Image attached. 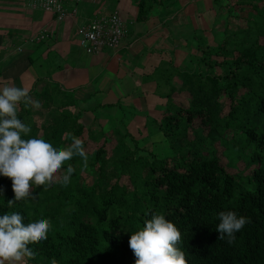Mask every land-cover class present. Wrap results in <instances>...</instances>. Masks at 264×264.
<instances>
[{
	"label": "trees",
	"instance_id": "obj_1",
	"mask_svg": "<svg viewBox=\"0 0 264 264\" xmlns=\"http://www.w3.org/2000/svg\"><path fill=\"white\" fill-rule=\"evenodd\" d=\"M136 1L140 21L159 0ZM252 1L246 28L227 25L219 51L227 73L185 72L189 104L168 97L158 125L172 157L140 154L136 138L119 130L109 157L112 141L87 129L73 96L54 83L10 106L0 100V248L31 264H264V0L239 3ZM101 139L87 185L78 172L83 149ZM218 140L251 174L227 171Z\"/></svg>",
	"mask_w": 264,
	"mask_h": 264
},
{
	"label": "crops",
	"instance_id": "obj_2",
	"mask_svg": "<svg viewBox=\"0 0 264 264\" xmlns=\"http://www.w3.org/2000/svg\"><path fill=\"white\" fill-rule=\"evenodd\" d=\"M60 1L64 21L21 0H0V100L11 105L54 83L73 96L83 125L105 135L123 128L137 138L159 129L170 96L187 106L181 75L194 72L225 25L218 0H159L140 21L136 0ZM115 11L126 37L116 49L88 55L79 28ZM0 263L31 264L9 245L0 248Z\"/></svg>",
	"mask_w": 264,
	"mask_h": 264
},
{
	"label": "rangeland",
	"instance_id": "obj_3",
	"mask_svg": "<svg viewBox=\"0 0 264 264\" xmlns=\"http://www.w3.org/2000/svg\"><path fill=\"white\" fill-rule=\"evenodd\" d=\"M240 0H218V2L215 4L216 8L218 10H222V15L225 21V25L223 26V30L220 32H216L215 36H217V40L215 41L216 45L212 46V48H208L210 50H205L204 48V56L203 59H201L200 63H195L196 65L194 68H192L191 71L196 72H202L205 74H214L217 77H222L227 73L228 66L226 65V61H224L223 55L219 53L221 48L225 46V40L230 35V32L227 31V28L230 27L231 30H237L239 28H246V18L248 15L253 12V6L254 2H248L243 3L241 5ZM23 3V7L26 9L34 10V11H43V8L39 3H37L35 0H21ZM211 3H213V0H210ZM264 3L261 4L263 6ZM244 6V7H241ZM230 17L232 19L230 20ZM228 25V27H227ZM264 43V39L262 41ZM219 53V54H218ZM240 95L245 94L246 90L241 89L239 91ZM221 102L224 104L225 112L228 111L230 108V101L227 97V95H224L221 98ZM12 105V104H11ZM10 106V104H9ZM195 128H198L199 132L203 135H207L210 132L209 128H204L201 126V123L199 121L195 122L194 125ZM120 132L124 134H128L127 131L123 128H120ZM232 132L229 131L226 135V139L229 141L232 138ZM106 138L110 139L112 142L111 144L107 145L108 148V154L109 157L112 156V144L113 141L116 139V135L114 133V130L111 132L106 133ZM136 141L139 143L140 148L143 149L140 154L144 153H154L158 157H172L174 156L172 151L170 150L169 143L166 141V139L163 136V133L159 131L158 128H154L152 132H148L145 134H142V136L137 137ZM104 142V139H101V141L98 144L94 143H87V145L83 149L82 157L84 159L83 165L78 166V172L81 176H83L85 182L87 185H91L96 176L91 167H89V164L92 161V155L95 151H97L99 148L102 147ZM127 144L134 148V142L133 139H127ZM218 155L221 158L222 164L226 167L227 171L231 174H251V170L246 169V165L244 161H238L235 166L232 164L231 158L227 157L225 155V149L226 146L221 143V140H218V142L215 144ZM207 154V152H205ZM64 172L61 170L58 173H56L53 176V180H58ZM31 174L28 173V175L21 176L19 178L20 181H29ZM122 184L128 185L131 188V184L127 178H122L121 180Z\"/></svg>",
	"mask_w": 264,
	"mask_h": 264
},
{
	"label": "built area",
	"instance_id": "obj_4",
	"mask_svg": "<svg viewBox=\"0 0 264 264\" xmlns=\"http://www.w3.org/2000/svg\"><path fill=\"white\" fill-rule=\"evenodd\" d=\"M35 1L46 13L57 16L59 21H64L68 16V11L60 0ZM126 35V23L118 11L109 16L96 18L78 30L79 45L88 55L99 54L105 49L118 48Z\"/></svg>",
	"mask_w": 264,
	"mask_h": 264
}]
</instances>
